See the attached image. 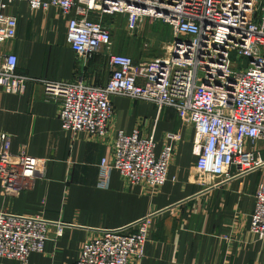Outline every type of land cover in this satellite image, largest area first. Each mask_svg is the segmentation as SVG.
Wrapping results in <instances>:
<instances>
[{"label": "built area", "instance_id": "2783aa9c", "mask_svg": "<svg viewBox=\"0 0 264 264\" xmlns=\"http://www.w3.org/2000/svg\"><path fill=\"white\" fill-rule=\"evenodd\" d=\"M18 0H0V43L13 38L17 17L6 13ZM32 11L60 9L67 19L66 41L80 57L107 51L104 85L44 80L45 99L59 103L60 127L71 133L103 136L113 117L111 97L122 95L173 108L194 129L195 170L213 179L264 167L257 142L264 140V0H23ZM121 14L130 36L145 19L170 28L167 56L136 61L111 52L112 27L104 16ZM144 48L150 46L146 39ZM17 56L0 54V88L20 93L30 78L17 73ZM11 136L0 131V183L5 198L33 187L44 158L10 152ZM152 135L118 131L109 163L102 158L97 184L105 187L111 168L151 191L166 181L173 147L154 153ZM235 173L230 174L231 168ZM47 221L0 210V258L27 263L43 250ZM61 229L58 228V233ZM148 219L132 231L106 230L86 240L75 264H130L142 258ZM248 233L264 245V182L254 194Z\"/></svg>", "mask_w": 264, "mask_h": 264}, {"label": "crops", "instance_id": "0c3cea01", "mask_svg": "<svg viewBox=\"0 0 264 264\" xmlns=\"http://www.w3.org/2000/svg\"><path fill=\"white\" fill-rule=\"evenodd\" d=\"M5 12L17 17V26L15 36L0 43V54H15L17 73L34 79L20 93L0 88V131L11 136L12 154L46 159L32 188L5 198L0 183V210L48 223L43 250L31 252L25 264H75L86 240L106 230L132 231L144 218L149 232L143 255L130 264H264L263 242L248 233L264 167L215 180L199 174L193 127L171 107L122 95L111 97L114 112L105 135L62 130L59 103L45 99L43 79L104 85L107 51L78 56L66 41L68 17L58 8L32 11L18 0ZM167 33L166 25L148 19L137 36L112 30L111 52L146 59L143 42L154 37L163 43ZM134 129L153 136L155 155L164 145L173 147L166 181L151 191L111 168L107 185L99 187L100 161L112 160L117 132ZM256 147L264 159V140ZM0 264L24 263L0 258Z\"/></svg>", "mask_w": 264, "mask_h": 264}, {"label": "rangeland", "instance_id": "374dc122", "mask_svg": "<svg viewBox=\"0 0 264 264\" xmlns=\"http://www.w3.org/2000/svg\"><path fill=\"white\" fill-rule=\"evenodd\" d=\"M104 23L110 27H112V30L114 31L115 34H119L121 32L123 33H127L125 30V17L121 14H116L114 16H104ZM161 23V22H160ZM147 27V26H146ZM167 28V36L163 39L165 41L160 42V40L155 41V39L153 38H147L150 42V46L148 48H144V53L146 54V59H155L158 55H159V50H160V55L162 57H166L167 51L165 49H167L166 47L169 46V40H168V36L170 34V28L168 26H166ZM162 44V45H161ZM161 46V49L159 48Z\"/></svg>", "mask_w": 264, "mask_h": 264}, {"label": "water", "instance_id": "95a60500", "mask_svg": "<svg viewBox=\"0 0 264 264\" xmlns=\"http://www.w3.org/2000/svg\"><path fill=\"white\" fill-rule=\"evenodd\" d=\"M263 13H264V10H263Z\"/></svg>", "mask_w": 264, "mask_h": 264}]
</instances>
